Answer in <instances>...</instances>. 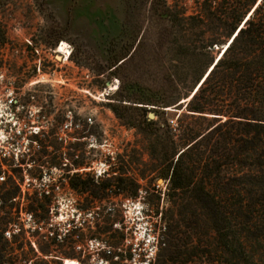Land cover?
I'll return each mask as SVG.
<instances>
[{
	"label": "rangeland",
	"instance_id": "rangeland-1",
	"mask_svg": "<svg viewBox=\"0 0 264 264\" xmlns=\"http://www.w3.org/2000/svg\"><path fill=\"white\" fill-rule=\"evenodd\" d=\"M164 4L173 11L184 5L189 13L194 10L193 0H0V178H4L0 180V221L10 212L24 229L16 240L12 236L18 234V225L10 226V234L4 236L9 244L6 250L27 257L22 264L51 261L39 251L49 243L41 237L46 230L34 233L46 227L37 224L41 214L29 212L41 199L35 193L40 185L30 176L34 169L43 171V185H55L50 225L74 221L84 239L80 247H88L92 254L84 262L80 248L73 250L58 238L53 256L59 261L49 264L65 260L114 264L120 251L106 241L119 232L144 244L145 257L134 264L155 263L161 213L171 207L168 180L162 177L164 149L171 139L179 143L183 130L206 132L214 123L211 118L190 116L185 105L176 107L186 98L182 95L172 110L156 104L161 114L151 119L158 123L152 132L138 126L142 112L132 107L150 110L152 103L140 101L174 93L166 78L172 77L178 88L180 79L194 76L198 69L196 57L180 54L173 44L179 28L171 27L163 15ZM62 42L71 52L68 58L57 53ZM220 49L215 48L211 58ZM123 58L128 61L116 70ZM112 105L119 107L117 113ZM20 132L28 138L8 158L12 149L8 143ZM34 134L39 142L33 143L35 162L25 157ZM87 174L118 177L126 191L98 200L74 190L70 179L76 183ZM3 197L9 199L5 202ZM91 203L96 208L83 211ZM103 207L105 219L97 214ZM86 235L103 242L85 241ZM109 251L114 254L108 255ZM64 253L77 258H66Z\"/></svg>",
	"mask_w": 264,
	"mask_h": 264
},
{
	"label": "trees",
	"instance_id": "trees-1",
	"mask_svg": "<svg viewBox=\"0 0 264 264\" xmlns=\"http://www.w3.org/2000/svg\"><path fill=\"white\" fill-rule=\"evenodd\" d=\"M193 1L192 13L187 5L173 11L164 4L163 15L171 27L179 28V37L173 44L180 54L196 57V73L180 79L178 88L172 77L166 78L174 93L140 101L152 103L150 110L132 107L142 112L138 126L152 132L158 123L149 119V113L158 117L161 114L156 104L168 109L180 101L182 95L190 98L215 59L211 58L212 52L232 40L198 91L185 104L190 116L205 119L217 116L219 119L211 118L214 123L206 132L183 130L179 143L171 139L164 149L162 161L166 162V167L162 177L168 180L167 197L171 207L161 213L160 251L154 264H264V0ZM127 61L116 63V70ZM154 107L156 109H152ZM111 108L117 113L119 107L112 105ZM37 137L38 134H34L29 139V152L25 156L34 162L33 143L39 144ZM27 138L23 132L11 137L8 158H13L15 149L23 148L22 141ZM4 155L6 160V153ZM42 175L43 171L36 169L30 174L40 185L35 193L41 199L29 212H39L37 224L46 226L36 228L34 233L39 235L40 229L46 230L41 237L49 242L39 251L51 258L50 262L59 261L53 256V248L58 246L60 238L62 244L73 250L80 248L83 261L89 262L92 254L88 247H80V240L84 239L74 221L50 225V196L55 185H43ZM72 180L74 190L98 200L126 191L123 180L118 177L95 178L87 174L76 183ZM152 190L157 192L155 187ZM8 199L3 197L5 202ZM95 208L91 203L83 211L91 212ZM104 212L105 207L97 214L105 219ZM15 225L18 224L13 214L6 212L0 221V247H3L0 248V264L28 262L22 254L5 249L9 244L4 236L10 234L8 228ZM18 226V234L12 236L14 240L25 233L22 226ZM91 239L103 242L100 237L86 235L85 241ZM106 244L120 251L119 260L114 264H134L145 257L143 242L128 240L124 232H119ZM113 254L109 251L108 255ZM62 256L77 258L69 253ZM50 262L42 259L43 264Z\"/></svg>",
	"mask_w": 264,
	"mask_h": 264
},
{
	"label": "bare ground",
	"instance_id": "bare-ground-1",
	"mask_svg": "<svg viewBox=\"0 0 264 264\" xmlns=\"http://www.w3.org/2000/svg\"><path fill=\"white\" fill-rule=\"evenodd\" d=\"M231 41H232V40H231ZM230 43H231V42H230ZM230 43H228L227 45H226V44L224 45V46H225V49H224V50L222 51V53L220 54L219 59H221V57L223 56V54H224L225 51L227 50V48H228V46H229ZM57 53H61V54L64 55L65 58H68L71 52H70V50H69V48H68V45H67L66 43L62 42L61 45L58 46ZM219 59L216 61V63L219 61ZM216 63H215V64H216ZM215 64L210 68L208 74L203 78V80L201 81V83H200V84L198 85V87L195 89L193 95L198 91L199 87L203 84V82L205 81V79L207 78V76L209 75V73L212 71V69H213V67L215 66ZM211 65H212V64H211ZM114 86H115V85H114ZM112 88H113V87H112ZM193 95H192L190 98H188V99H184L182 102L189 101V100L193 97ZM185 104H186V103H185ZM185 104H184V105H185ZM167 110H172V109L168 108ZM63 264H78V263L75 262V261H73V260H65V261L63 262Z\"/></svg>",
	"mask_w": 264,
	"mask_h": 264
},
{
	"label": "water",
	"instance_id": "water-1",
	"mask_svg": "<svg viewBox=\"0 0 264 264\" xmlns=\"http://www.w3.org/2000/svg\"><path fill=\"white\" fill-rule=\"evenodd\" d=\"M230 42H231V39H229V41L227 42V44L230 43ZM227 44H226V45H227ZM224 49H225V46H222L221 49L219 50L218 55H217L216 58L214 59L212 65L209 67V69H208V70L206 71V73L204 74L203 78L208 74L210 68H211V67L216 63V61L219 59L220 54L222 53V51H223ZM203 78L200 80V82H198L197 86L194 88L193 92L190 94V97L193 95L195 89H196V88L198 87V85L201 83V81L203 80ZM107 86L111 87V83L108 82V83H107ZM185 99H187V98H185ZM188 102H189V101H186V102L180 103V104H179L178 106H176V107H179V106H181V105H184L185 103H188ZM152 109H156V108H152ZM154 118H155V115H154L153 113H149V119H154ZM211 118L219 119V117H217V116H212Z\"/></svg>",
	"mask_w": 264,
	"mask_h": 264
},
{
	"label": "built area",
	"instance_id": "built-area-1",
	"mask_svg": "<svg viewBox=\"0 0 264 264\" xmlns=\"http://www.w3.org/2000/svg\"><path fill=\"white\" fill-rule=\"evenodd\" d=\"M171 124H172V126H175V127L177 126V124H176L174 121H172ZM174 130H175V129H174ZM3 179H4V178H2V177L0 178V180H3Z\"/></svg>",
	"mask_w": 264,
	"mask_h": 264
}]
</instances>
